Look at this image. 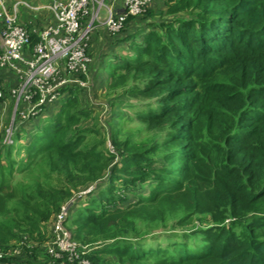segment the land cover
Wrapping results in <instances>:
<instances>
[{"label": "trees", "instance_id": "trees-1", "mask_svg": "<svg viewBox=\"0 0 264 264\" xmlns=\"http://www.w3.org/2000/svg\"><path fill=\"white\" fill-rule=\"evenodd\" d=\"M31 38L33 45L37 37ZM89 54L103 74L113 69L111 78L141 76L128 89L147 95L134 103L136 117L150 126L166 124L150 149L161 150L164 164L136 151L120 152L109 176L87 193L96 204L69 209L75 215L73 236L92 247L86 254L92 264H264V0H153L143 14L127 16L104 48ZM84 89L66 88L39 124L30 119L18 146L25 148L26 161L46 153L51 161L45 170L62 175L60 184L42 174L43 189L33 175L14 196L5 189L1 158L12 175L11 154L22 132L15 144L0 141L1 242L23 233L36 238L26 223L37 226L36 216L47 220L50 212L32 213L28 205L58 209L63 194H70L63 179L73 181L79 169L89 181L105 172L100 165H83L97 155L93 145L78 147L96 126L72 124L89 115L91 106L80 101ZM118 182L121 191L115 189ZM16 211L25 215L19 218ZM193 217L203 226L183 227ZM40 243L24 246L23 257L1 261L37 264L34 259L45 251Z\"/></svg>", "mask_w": 264, "mask_h": 264}, {"label": "rangeland", "instance_id": "rangeland-1", "mask_svg": "<svg viewBox=\"0 0 264 264\" xmlns=\"http://www.w3.org/2000/svg\"><path fill=\"white\" fill-rule=\"evenodd\" d=\"M6 1V0H5ZM12 1V0H8ZM19 1L18 5V20L20 23H25L26 19L29 20L28 23H26L29 26H32L33 24H41L43 25V21H51V12H48L47 9L49 4L52 2V0H17ZM153 1V0H152ZM185 3L189 2V0H184ZM159 2V1H158ZM158 4V3H157ZM108 5H112L115 8L121 6L120 0H104V5L99 10L98 17H95V19L92 22L91 31L89 33V36L91 37L92 33L94 34V37L92 36V40L89 44V53L94 52L97 53L100 48H104L106 44L112 39V32L108 31L106 28V25L104 23V15L106 12V7ZM159 5V4H158ZM156 5V6H158ZM171 6L173 4H170ZM187 5V4H186ZM190 7V6H188ZM188 12V11H187ZM157 13V12H156ZM47 18H46V17ZM98 38V41L96 39ZM90 40V39H89ZM93 46V47H92ZM121 53H117L116 56H120ZM94 57H92V61L89 65V73L87 77V84L86 88L83 90L84 94L80 98V101L83 103V106H88L90 108L89 115L81 116L80 120L75 123V121L72 122L74 129L78 128H88L90 126H96L95 129H93L90 133H87L85 136L83 142L81 144H78V147H86L93 145L92 147H95V151L97 152L96 156H93V154L90 156V159H88L86 162H83V165L87 164L89 167L94 168L97 165L102 166L105 169V172L101 176H97L93 180H87L86 176L84 174V171L81 172L83 169H79L76 171L75 176H73V181H64V185L66 184L67 188L70 189V194L67 192L63 194L62 196V203L58 209H47L44 205H37L35 203L34 206L28 205V211H31L32 213L36 212L38 213V209H41L43 212H50L48 219H44L45 215H42V217L36 216V220H40L37 226H33L31 223H26L27 229H32L34 232V236L36 238H28V234L23 233L21 234V238L19 240H9L7 242H1L0 241V264H4V261H1L4 256H24L22 254V249L24 246L30 248L34 245L37 246V242H42L39 245L41 247L39 249L45 248L44 252H39L41 255L34 259L35 263L37 264H55L49 257H44V254L48 255L47 248L49 246L59 248L60 246L64 248V252L62 253V260H65L67 256H75L76 254L81 255L78 251L80 249V246L88 245L87 242H82L83 238H75L73 235L76 233V224L73 222V217L75 216L73 213V210H71V213L68 211L64 219L61 221L60 225L64 228V232L66 233V239H63V243L61 245L55 244V241L57 240V236L59 234V229L57 228V215L63 211V208L65 205L70 202L71 207L74 209H78L79 207H82L83 204L91 203L95 205L96 203L91 201V199L87 198L88 194L92 189L95 188L97 184H99L100 180L103 178H107L109 176L110 167L113 166L114 160L118 157L120 152H131L136 151L139 153H142L146 156L150 155L151 157H154L157 160L158 163L164 164L166 162L165 158H162L161 156V150H151L152 149V143L156 139V134L160 133L161 131H165L166 124L165 123H159L156 124L153 122L154 126H150L149 121L140 120L135 115L134 111V103L142 102L143 100H147V95H140V93H137L136 91L129 92L128 89L136 85L137 82L141 79V76H136L133 78V75H119L111 78V70L112 68L109 67L107 74H103L101 69H98L94 65ZM110 73V74H108ZM131 74H135L136 71L132 70L130 71ZM135 87V86H134ZM133 87V88H134ZM64 97V93L61 95L58 102L54 103L53 105H57ZM7 99V102H12V98L9 97L8 90L4 92V98L1 103H3ZM152 100V98H151ZM77 106H75L76 108ZM23 106L19 104L16 107V104L14 102V111L13 109V103L12 108H10V113L8 115L6 114V111L4 112L1 110L0 112V141L2 142L6 130L8 129H14L16 128V132L20 131L21 133V140L19 143L16 144V148H19V144H23L24 138L26 136V130L29 126L30 120H23L19 116V110L22 109ZM80 108V107H79ZM12 111V112H11ZM32 119V118H31ZM48 118H45L44 120H47ZM36 124H39L41 121V118L38 117ZM43 121V119H42ZM84 124L82 125V123ZM75 123V125H74ZM81 123V124H80ZM18 125V126H17ZM29 131V129H28ZM14 133V140L18 137L16 135L17 133ZM160 140V138H159ZM15 144V142H13ZM164 151H166L165 147H162ZM25 150V148L21 149H13V153L11 154V158L16 162L14 165V168L12 170V175L6 168L4 167L7 163V160H4L5 155L3 158H1V164L3 165L2 168L5 170L4 176H5V185L6 190L12 191L14 196H17L21 194V186L22 185H28L31 184V178L33 175L34 177L41 182V187L44 189L45 184H42V182H45L44 176L42 174H50L52 179V182L54 186L57 184H60V181L57 180V177H62V175H56L52 174L45 170L46 166L49 165V162L51 161L50 157L47 156L46 153L41 154L34 160H24L21 159L22 152ZM4 151H2L3 154ZM113 155V158L110 154ZM25 154V152H24ZM112 158V159H111ZM20 160L22 161L20 163ZM28 168L19 169L20 165L22 164H28ZM20 164V165H19ZM157 165V164H156ZM33 166V167H32ZM71 166V165H70ZM90 170V168H89ZM108 170V172H107ZM81 172V173H80ZM117 175H123L126 174L120 172ZM53 177V178H52ZM19 183V184H18ZM116 188L118 191H121L123 189V184L121 182L115 183ZM106 188V187H105ZM66 189V188H65ZM114 189V190H115ZM7 192V191H5ZM117 195V192H115ZM86 194V195H85ZM11 195V194H10ZM12 196V195H11ZM104 200V199H103ZM17 203V198L16 201ZM46 208V209H45ZM15 214L19 217L24 216L25 213L21 211H16ZM15 215V216H16ZM19 217V218H20ZM199 220L194 218L191 219L184 225L183 227H193V225L198 223L196 226H203L202 224H199ZM204 223V222H203ZM167 227L169 228V223H167ZM22 227V225H21ZM176 229H179L181 227L176 226ZM179 227V228H178ZM21 232V231H19ZM116 235V238H119L120 235L117 233H114V236ZM85 240H88L89 237L85 236ZM112 237V236H110ZM103 238L108 239V237L103 236ZM82 239V240H81ZM30 243V244H29ZM75 245L77 247V250L72 249V246ZM50 247V248H51ZM89 252L92 250V247L89 246L88 248ZM88 256V255H87ZM85 257V263L92 264L91 260L87 257ZM21 257V258H22ZM27 260V258H25ZM30 260H33L31 257ZM101 259V258H100ZM87 261V262H86ZM99 262V260H97ZM115 261V260H114ZM115 263H109L107 264H116ZM19 264V263H14ZM25 264V263H22ZM57 264V263H56ZM118 264V263H117Z\"/></svg>", "mask_w": 264, "mask_h": 264}, {"label": "built area", "instance_id": "built-area-1", "mask_svg": "<svg viewBox=\"0 0 264 264\" xmlns=\"http://www.w3.org/2000/svg\"><path fill=\"white\" fill-rule=\"evenodd\" d=\"M121 6H105L104 23L112 34L118 32L127 16L143 14L152 0H120ZM19 1L8 7L0 0V101L8 90L16 107L21 104L19 116L30 120L58 102L66 88H86L92 57L88 52L92 22L98 17L104 0H52L48 9L52 19L41 25L28 26L18 20ZM32 35L37 37L32 45ZM13 129L6 130L2 140L11 144ZM64 210L57 215L59 234L55 244L66 239L60 225L66 216ZM47 248L55 264H89L85 255L89 245L80 246L81 255L62 260L64 248ZM79 247V246H77ZM75 245L72 249L77 250ZM1 257V256H0Z\"/></svg>", "mask_w": 264, "mask_h": 264}, {"label": "crops", "instance_id": "crops-1", "mask_svg": "<svg viewBox=\"0 0 264 264\" xmlns=\"http://www.w3.org/2000/svg\"><path fill=\"white\" fill-rule=\"evenodd\" d=\"M5 1V0H4ZM17 0H12V1H8V0H6L5 2L7 3V5L9 6V7H11L12 5H13V3L14 2H16ZM47 11L48 12H50L49 11V9H47ZM17 14H18V6H17ZM46 17V16H45ZM47 18V17H46ZM51 19H52V16H51ZM29 22V20L28 19H26V21H25V24L26 23H28ZM44 23L43 24H45V23H47L48 21H46V20H44L43 21ZM30 23V22H29ZM33 25H37V24H33ZM32 25V26H33ZM29 26V25H28ZM94 53V52H93ZM9 97L10 98H12L10 95H9ZM12 103H13V109H12V111H14V99L12 98V102H7V99L3 102V103H1V106H0V112H1V110H3L4 112L6 111V114L8 115V113H10V108H12ZM56 105V104H55ZM55 105H52L53 107L55 106ZM52 106H50V107H48L47 109H45L44 110V112L42 113V114H40L42 117H46L47 116V112L50 110V108L52 107ZM11 111V112H12ZM41 116H40V118H41Z\"/></svg>", "mask_w": 264, "mask_h": 264}, {"label": "clouds", "instance_id": "clouds-1", "mask_svg": "<svg viewBox=\"0 0 264 264\" xmlns=\"http://www.w3.org/2000/svg\"><path fill=\"white\" fill-rule=\"evenodd\" d=\"M40 116H41V115L39 114V115L35 116L33 119L37 120V118L40 117ZM41 117H42V116H41ZM17 126H18V125H17ZM15 130H16V128L13 129V134H12L13 142H14V133L16 132ZM16 133H17V132H16ZM13 142H12V143H13ZM1 143L4 144L3 142H1ZM12 143H11V144H12ZM4 145H8V144H4ZM68 211H69V210H68ZM68 211H67V212H68Z\"/></svg>", "mask_w": 264, "mask_h": 264}, {"label": "water", "instance_id": "water-1", "mask_svg": "<svg viewBox=\"0 0 264 264\" xmlns=\"http://www.w3.org/2000/svg\"><path fill=\"white\" fill-rule=\"evenodd\" d=\"M70 207H71V203L68 202V203L65 205V207L63 208V210H64L65 212H67V211L70 209Z\"/></svg>", "mask_w": 264, "mask_h": 264}]
</instances>
